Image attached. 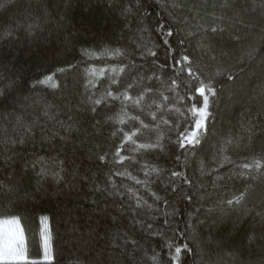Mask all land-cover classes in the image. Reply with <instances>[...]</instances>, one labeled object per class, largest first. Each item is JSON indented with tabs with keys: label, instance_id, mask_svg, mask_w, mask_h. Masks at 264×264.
<instances>
[{
	"label": "trees",
	"instance_id": "16d2710c",
	"mask_svg": "<svg viewBox=\"0 0 264 264\" xmlns=\"http://www.w3.org/2000/svg\"><path fill=\"white\" fill-rule=\"evenodd\" d=\"M3 218L0 264H264V0H0Z\"/></svg>",
	"mask_w": 264,
	"mask_h": 264
},
{
	"label": "snow or ice",
	"instance_id": "6c2138e0",
	"mask_svg": "<svg viewBox=\"0 0 264 264\" xmlns=\"http://www.w3.org/2000/svg\"><path fill=\"white\" fill-rule=\"evenodd\" d=\"M161 29L163 30V26H160ZM215 30V29H214ZM167 36H172L173 33L171 31H167L166 32ZM165 44H168V41L165 40L164 41ZM182 43V42H181ZM149 54L152 56H155L156 53L154 51L149 50ZM175 59V58H173ZM181 62H183L184 64L189 63V57L188 56H182L180 58V60L175 61L176 64H181ZM188 74L191 76L192 75V71L191 69H187ZM232 77L229 76V79H231ZM49 80H51V77H48ZM173 84H175V81H173ZM128 87H131V85H129ZM205 91H207L208 93H211L212 95H215V91L211 86L208 85H202L198 88L195 89V93L198 97H202L203 98V104L202 107H198L197 104H193L192 106V111L194 114L199 115L201 117V119H198L195 121V126L194 129L190 132V134L185 135V134H181V139L179 141L180 147L184 148L185 144H189V145H194V144H198L200 141L198 139V135H199V130L204 127L203 124V120L206 119L207 117V108H208V96L205 95ZM109 96H113L112 92L108 93ZM123 97L125 100H130L131 97L128 95L127 91H125L123 93ZM113 98H116L113 96ZM140 99H143V96L140 97ZM189 99H196L195 96H189ZM97 104L100 103V101H96ZM136 103H139V100L136 101ZM198 103V101H197ZM95 110V109H94ZM153 118L155 119V115L153 114ZM121 123H123V121H121ZM165 123H167V121H165ZM133 135H135V133H133ZM130 139V137H128ZM117 156H120V149H117L116 152ZM124 159V157H120V160L118 162H122ZM100 160L103 161L104 157L101 156ZM257 168L260 167L259 162H257ZM244 167H248V165H244ZM179 174L177 172H173L172 176L176 177ZM173 191H175V189H173ZM243 198V194H241L240 197L236 198V203H239L240 200ZM229 204L233 203V200H228ZM11 223H15V220H13ZM149 227H151V225H149ZM181 253V248L177 247L176 248V258L175 259H179V255ZM24 251L23 248L21 246V242L19 240V236L18 233L16 231H6L2 237V239H0V260L3 261H17V260H21L24 259Z\"/></svg>",
	"mask_w": 264,
	"mask_h": 264
},
{
	"label": "rangeland",
	"instance_id": "374dc122",
	"mask_svg": "<svg viewBox=\"0 0 264 264\" xmlns=\"http://www.w3.org/2000/svg\"><path fill=\"white\" fill-rule=\"evenodd\" d=\"M13 220H15V223H11ZM6 231H16L18 233L19 240L21 242V246L23 248L24 257H25L24 259H21V260L27 259V255L25 251V240H24V236H23L20 224L17 221V219L15 218L0 219V239H2ZM41 246H42V255L40 257V260H48L50 258L49 256L50 250H49L47 237L44 231L42 232V235H41ZM0 261H3V260H0Z\"/></svg>",
	"mask_w": 264,
	"mask_h": 264
},
{
	"label": "bare ground",
	"instance_id": "6f19581e",
	"mask_svg": "<svg viewBox=\"0 0 264 264\" xmlns=\"http://www.w3.org/2000/svg\"><path fill=\"white\" fill-rule=\"evenodd\" d=\"M40 233V232H39Z\"/></svg>",
	"mask_w": 264,
	"mask_h": 264
}]
</instances>
